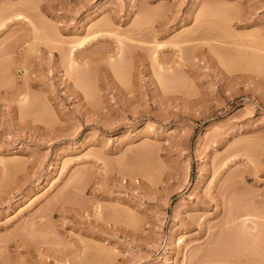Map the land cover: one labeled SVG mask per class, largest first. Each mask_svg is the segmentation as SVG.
I'll return each mask as SVG.
<instances>
[{
	"label": "rangeland",
	"instance_id": "rangeland-1",
	"mask_svg": "<svg viewBox=\"0 0 264 264\" xmlns=\"http://www.w3.org/2000/svg\"><path fill=\"white\" fill-rule=\"evenodd\" d=\"M0 264H264V0H0Z\"/></svg>",
	"mask_w": 264,
	"mask_h": 264
},
{
	"label": "bare ground",
	"instance_id": "bare-ground-1",
	"mask_svg": "<svg viewBox=\"0 0 264 264\" xmlns=\"http://www.w3.org/2000/svg\"><path fill=\"white\" fill-rule=\"evenodd\" d=\"M246 56H247V55H246ZM250 59H251V58H250ZM252 60H253V59H251L250 61L252 62ZM81 73H82V72H81ZM162 77H163V76H162ZM164 77L166 78L167 76H164ZM161 79H162V78H161ZM163 79H164V78H163ZM167 79H168V78H167ZM168 80H169V79H168ZM166 81H167V80H165V82H166ZM234 219H235V218H234ZM230 223H231V222H230ZM232 229H233V228H232ZM230 230H231V229H229V231H230ZM234 230H235V229H234ZM237 231H238L237 233H240L239 230H237ZM241 231H242V230H241ZM235 232H236V230H235ZM243 232H244V231H243ZM232 233H233V232H232ZM232 233H231V234H232ZM237 233H235V234L237 235ZM225 234H227V236H228L229 232H228V233L225 232ZM238 236H239V234L237 235V237H238ZM246 236H248V235H246ZM246 236H245V238H247ZM225 237H226V236H225ZM232 237H233V236H232ZM220 238H222V234H221V237H220ZM228 238H230V237H228ZM239 238H240V236H239ZM242 238L244 239V237H242ZM255 238H256V237H255ZM222 239H224V238H222ZM253 239H254V238H253ZM226 240H228V239H226ZM239 240H242V239H238V241H239ZM232 241H235V239H232ZM222 242H224V241L222 240ZM222 242H221V243H222ZM240 242H241V241H240ZM244 242H245V241H244ZM216 243H218V242H216ZM224 243H225V242H224ZM226 243L228 244L227 241H226ZM226 243H225V244H226ZM234 243H235V242H234ZM222 244H223V243H222ZM225 244H224V245H225ZM229 244H230V243H229ZM229 244H228V245H229ZM216 245H217V244H216ZM220 245H221V244H220ZM232 245L234 246V244H232ZM214 246H215V245H214ZM214 246H212V247H214ZM222 246H223V245H222ZM236 246H237V245H236ZM217 247H218V245H217ZM219 247H221V246H219ZM219 247L217 248L218 250H220ZM227 247H228V246H227ZM215 248H216V246H215ZM215 248H214V249H215ZM225 248H226V247H225ZM212 249H213V248H212ZM224 250H225V249L222 248V251H224ZM209 251H211V250H209ZM208 253H209V252H208ZM211 253H212V252H211ZM211 253H209V254H211ZM221 253H222V252H220L219 254H221ZM205 254H206V253H204V255H205ZM219 254H218V255H219ZM223 254H224V253H223ZM223 254H222V255H223ZM206 255H207V254H206ZM212 255H214V254H212ZM218 255H217V256H218ZM207 256H208V255H207ZM215 257H216V256H214V258H215ZM219 257H220V256H219ZM215 259H216V258H215ZM215 259H214V260H215ZM208 260H209V259H208Z\"/></svg>",
	"mask_w": 264,
	"mask_h": 264
}]
</instances>
